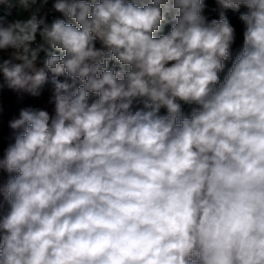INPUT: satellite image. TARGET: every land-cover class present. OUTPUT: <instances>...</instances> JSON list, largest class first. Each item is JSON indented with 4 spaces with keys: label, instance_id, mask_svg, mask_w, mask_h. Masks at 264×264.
Returning a JSON list of instances; mask_svg holds the SVG:
<instances>
[{
    "label": "clouds",
    "instance_id": "9594fccd",
    "mask_svg": "<svg viewBox=\"0 0 264 264\" xmlns=\"http://www.w3.org/2000/svg\"><path fill=\"white\" fill-rule=\"evenodd\" d=\"M215 3L0 0V91L52 106L8 124L0 264H264V0Z\"/></svg>",
    "mask_w": 264,
    "mask_h": 264
},
{
    "label": "rangeland",
    "instance_id": "374dc122",
    "mask_svg": "<svg viewBox=\"0 0 264 264\" xmlns=\"http://www.w3.org/2000/svg\"><path fill=\"white\" fill-rule=\"evenodd\" d=\"M210 7H216L215 5H210ZM48 10L51 9V4L47 6ZM58 15V14H55ZM242 46V31H237V40L233 46V51H237ZM230 66V62H228ZM223 77V73L221 74ZM63 79V78H61ZM43 93L40 97H31L28 94H18L12 90L6 88V95L3 98H0V103L3 104L4 113L2 118H0V152L2 149L7 146L11 141V138L14 136V130L10 129L8 124L9 121L18 116L19 108L25 106L33 107H44L47 108L50 112L52 111V106L47 104L48 97L51 93V84H46L42 89ZM22 97V99H21ZM190 107L185 108V111H189Z\"/></svg>",
    "mask_w": 264,
    "mask_h": 264
},
{
    "label": "trees",
    "instance_id": "16d2710c",
    "mask_svg": "<svg viewBox=\"0 0 264 264\" xmlns=\"http://www.w3.org/2000/svg\"><path fill=\"white\" fill-rule=\"evenodd\" d=\"M207 9H206V14L209 15L210 18H219V12L221 11V9L219 8V6L215 3V0H207ZM210 5H215L216 7H210ZM245 9L241 8V11H244ZM8 7L4 6L2 12H0V14L5 15L6 20H12V19H16V18H20V19H24L27 18V16L29 15V13L27 12H17L16 9L12 10V14L8 15ZM226 15L228 16L230 22L234 25V27H236L237 31H243V25L242 23L239 21L238 19V13L233 12L232 10H225ZM49 19H51V14L49 16ZM221 78H223L221 76ZM6 88L7 85L6 83H4V87L3 90L0 91V98H3L6 95ZM43 93V91H42ZM185 108L190 107L185 105Z\"/></svg>",
    "mask_w": 264,
    "mask_h": 264
}]
</instances>
